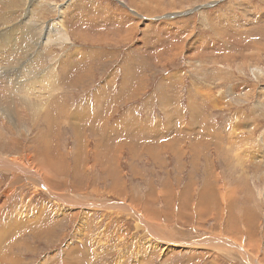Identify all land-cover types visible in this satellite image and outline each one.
Returning a JSON list of instances; mask_svg holds the SVG:
<instances>
[{
  "label": "rangeland",
  "instance_id": "374dc122",
  "mask_svg": "<svg viewBox=\"0 0 264 264\" xmlns=\"http://www.w3.org/2000/svg\"><path fill=\"white\" fill-rule=\"evenodd\" d=\"M0 62V264H264V0H0Z\"/></svg>",
  "mask_w": 264,
  "mask_h": 264
},
{
  "label": "water",
  "instance_id": "95a60500",
  "mask_svg": "<svg viewBox=\"0 0 264 264\" xmlns=\"http://www.w3.org/2000/svg\"><path fill=\"white\" fill-rule=\"evenodd\" d=\"M122 5L125 6V4H123L122 2H120ZM217 2H212V3H208L206 5H202L200 7H196L192 10H189V11H186V12H180V13H174V14H170V16H187V15H190L196 11H199L200 9H203L205 7H213Z\"/></svg>",
  "mask_w": 264,
  "mask_h": 264
},
{
  "label": "bare ground",
  "instance_id": "6f19581e",
  "mask_svg": "<svg viewBox=\"0 0 264 264\" xmlns=\"http://www.w3.org/2000/svg\"><path fill=\"white\" fill-rule=\"evenodd\" d=\"M158 2V1H157ZM147 3V2H146ZM140 4V3H139ZM160 4V3H159ZM8 5V4H7ZM154 5V4H153ZM155 6V5H154ZM144 7V6H143ZM155 8H157V7H155ZM145 9V8H144ZM151 10H152V8H150ZM149 9V10H150ZM155 10V9H154ZM54 23V22H53ZM54 31V30H53ZM58 31V30H57ZM50 32H51V30H50ZM15 37V36H14ZM51 40V39H50ZM11 44V43H10ZM16 45V44H15ZM2 48V47H1ZM11 55V54H10ZM5 57V56H4ZM6 61V60H5ZM1 63V62H0ZM4 63V62H3ZM2 64V63H1ZM3 66V65H2ZM1 83V82H0ZM34 83H35V81H34ZM3 84V83H2ZM33 87V86H32ZM34 88V87H33ZM30 89V88H29ZM3 93V92H2ZM1 100V99H0ZM2 101V100H1ZM3 102V101H2ZM4 103V102H3ZM6 104V103H5ZM4 104V105H5ZM7 105V104H6ZM2 110V109H1ZM4 110V109H3ZM35 113V112H34ZM34 115V114H33ZM33 117V116H32ZM37 117V116H36ZM5 118V117H4ZM34 118V117H33ZM1 119V118H0ZM14 119H15V117H14ZM37 121V120H36ZM34 124V123H33ZM11 128V127H10ZM36 128V127H35ZM4 138V137H3ZM167 248V247H166ZM172 248V247H171Z\"/></svg>",
  "mask_w": 264,
  "mask_h": 264
}]
</instances>
